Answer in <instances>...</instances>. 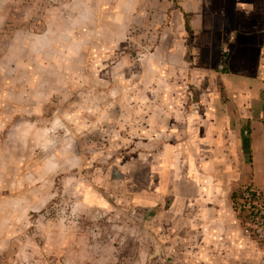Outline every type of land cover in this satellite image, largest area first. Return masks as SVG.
Returning <instances> with one entry per match:
<instances>
[{
    "label": "crops",
    "instance_id": "crops-1",
    "mask_svg": "<svg viewBox=\"0 0 264 264\" xmlns=\"http://www.w3.org/2000/svg\"><path fill=\"white\" fill-rule=\"evenodd\" d=\"M140 1L89 0L63 38L54 24L37 38L33 68L48 49L52 67L73 51L81 69L84 53L111 49L138 21H151ZM159 2L153 54L140 64L143 89L133 94L138 110L124 108L118 123L108 109L90 111L111 123L106 134L118 126L137 135V153L85 170H77L75 149L35 153L45 129L23 117H45L59 80L49 71L30 79V91L10 92L2 84L15 79H0V102L13 113L0 138V264L257 262L234 202L243 185L264 188V0Z\"/></svg>",
    "mask_w": 264,
    "mask_h": 264
},
{
    "label": "rangeland",
    "instance_id": "rangeland-1",
    "mask_svg": "<svg viewBox=\"0 0 264 264\" xmlns=\"http://www.w3.org/2000/svg\"><path fill=\"white\" fill-rule=\"evenodd\" d=\"M88 2L89 0H0V79H15L16 83L12 80V84H2V87L4 90L11 87L7 89L10 92L14 88H19L22 92L30 91V79H38L39 76L40 79H48L51 76L49 71L53 72L54 79L59 82L51 84L54 94L47 104L45 117L26 115L23 118L30 126L45 129V134L40 131L38 138L36 136L45 146L38 147L37 142L35 153L48 152L53 156L59 154V149L63 153L75 149L83 161L77 170L90 169L95 163H106L115 154L129 155L140 149L138 136L132 139L128 127L118 132V126H115L111 135L106 133L113 120L116 123L124 120V108L133 107L135 111L138 110L134 95H138L143 89L138 78L140 64L144 58L153 54V32L158 24L155 19L162 10L159 0H141V5L147 6V11L151 13V21H146L145 25L138 21L136 27L130 29L111 49L98 47L97 51L84 53L81 69L76 67L73 51L62 54L60 59L65 60L64 65L52 67L48 49L46 53L41 52L40 67L33 68V45L37 38L42 33L45 34L46 28L53 24L55 27L60 25L59 32L64 34L63 28L69 26L76 10L82 5L87 7ZM107 5L103 3L100 7L105 8ZM60 37L63 38V35ZM186 53L189 58L190 51ZM77 79H83L81 86ZM79 92H82V100L78 98ZM78 108L82 112L75 114ZM100 108L109 110L110 126L107 125V118L97 119L90 115L91 109ZM12 114L8 104L0 102V138L8 124L13 122ZM107 138L112 141L109 147L106 144ZM121 142L127 143V146H120ZM251 263L255 264L253 259L243 258L242 264Z\"/></svg>",
    "mask_w": 264,
    "mask_h": 264
},
{
    "label": "built area",
    "instance_id": "built-area-1",
    "mask_svg": "<svg viewBox=\"0 0 264 264\" xmlns=\"http://www.w3.org/2000/svg\"><path fill=\"white\" fill-rule=\"evenodd\" d=\"M228 51L227 45L222 47L220 69L224 67V57ZM234 203L242 218L244 235L257 247L258 259L255 264H264V188L243 185L237 189Z\"/></svg>",
    "mask_w": 264,
    "mask_h": 264
},
{
    "label": "trees",
    "instance_id": "trees-1",
    "mask_svg": "<svg viewBox=\"0 0 264 264\" xmlns=\"http://www.w3.org/2000/svg\"><path fill=\"white\" fill-rule=\"evenodd\" d=\"M178 6L177 3L175 4V7ZM183 19H184V26L186 28V30H190V26H189V18L187 16V14L185 12H183ZM190 44L188 43V52H189V49H190ZM186 58L188 57L187 56V53H186Z\"/></svg>",
    "mask_w": 264,
    "mask_h": 264
}]
</instances>
